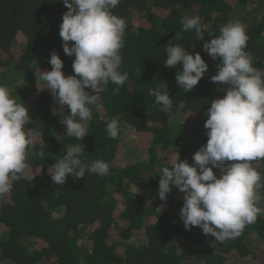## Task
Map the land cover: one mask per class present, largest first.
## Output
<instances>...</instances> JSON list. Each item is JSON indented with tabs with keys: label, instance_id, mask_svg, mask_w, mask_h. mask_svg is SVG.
Wrapping results in <instances>:
<instances>
[{
	"label": "trees",
	"instance_id": "trees-1",
	"mask_svg": "<svg viewBox=\"0 0 264 264\" xmlns=\"http://www.w3.org/2000/svg\"><path fill=\"white\" fill-rule=\"evenodd\" d=\"M67 10L62 0H0V85L28 108L25 131L33 140L23 178L0 203V264H225L249 256L247 241L253 237L261 244L255 251L258 264H264V213L240 236L214 244L199 227L185 229L177 189L166 203L158 196L162 168H171L177 159L191 165L207 143V110L229 87L211 81L221 59L213 60L203 44L218 37L222 26L240 22L248 36L245 51L264 71L263 0H120L112 12L126 22L120 71L128 80L118 93L115 84L105 86L83 140L66 135L61 119L68 110L52 114L60 106L42 79L52 70L53 51L63 61L65 77L74 75L75 56L65 55L59 35ZM195 16L200 17L199 33L184 31L182 21ZM169 42L199 53L208 64L190 92L176 83L179 65L164 67ZM160 82L169 88V113L161 112L149 95ZM181 117L190 121L185 135ZM112 119L119 121L116 139L106 131ZM131 131L137 153L141 150L137 158L126 147ZM69 144L83 149V165L103 160L109 174L86 172L56 185L49 169ZM252 163L264 177V160ZM261 198L258 206L264 208V190Z\"/></svg>",
	"mask_w": 264,
	"mask_h": 264
},
{
	"label": "clouds",
	"instance_id": "clouds-1",
	"mask_svg": "<svg viewBox=\"0 0 264 264\" xmlns=\"http://www.w3.org/2000/svg\"><path fill=\"white\" fill-rule=\"evenodd\" d=\"M62 2L68 10L62 16L59 35L65 55L75 56L74 75L65 77L63 61L53 51L49 61L52 70L43 72L42 79L60 106L52 114L68 110L61 119L66 135L83 140L88 135L86 124L92 119V109H99L97 101L105 86L115 84L113 91L118 93L128 80V74L120 71L126 22L112 12L120 0ZM182 24L184 31H200L199 16L186 18ZM247 41L245 26L230 22L220 28L218 37L203 44L213 60L221 59L211 81L229 87L222 89L223 98L213 100L207 110V143L193 155V163L177 159L171 168L163 167L159 176V199L166 203L173 189L182 193L180 220L185 229L199 227L204 235L214 238V244L240 236L264 213L258 206L264 177L252 163L264 160V71L253 66L251 54L245 51ZM165 49L164 67L175 69L179 65L176 83L185 92L192 91L208 71V64L199 53L190 54L180 45L169 42ZM149 95L161 112H170L173 105L166 82L150 89ZM30 119L28 108L0 85V203L27 168V151L33 140L26 134L25 125ZM118 125L117 119L107 123L110 138L118 137ZM82 151L79 145L67 146L66 154L49 169L52 182L64 185L68 178L80 179L86 172L101 177L109 174L110 165L103 160L83 165L79 159ZM38 155L43 158L44 152ZM213 169L219 171V177Z\"/></svg>",
	"mask_w": 264,
	"mask_h": 264
},
{
	"label": "rangeland",
	"instance_id": "rangeland-1",
	"mask_svg": "<svg viewBox=\"0 0 264 264\" xmlns=\"http://www.w3.org/2000/svg\"><path fill=\"white\" fill-rule=\"evenodd\" d=\"M263 3H264V0H263ZM178 120H179V124H180L181 128L183 129V131H185V133H184V135H185L189 130L188 126L190 125V121L188 119L183 118V117L179 118ZM127 135L129 136L130 141L128 143H126V147H127V149H129L132 152L134 158H137V156L140 154L141 150L139 151V154H138L137 151L139 149H137L135 140L133 139V131L128 132ZM177 194H178V196H180L182 198V196H183L182 193L179 192ZM247 244H248V247L252 251L249 256L244 257V258H239V259L235 260L234 262H233V259H229V261H227L225 264H258L259 255L257 253H255V251L257 248L259 250L261 244L259 242L255 241L254 237L250 238L249 241H247ZM192 263H194V262H192ZM192 263H190V264H192Z\"/></svg>",
	"mask_w": 264,
	"mask_h": 264
}]
</instances>
